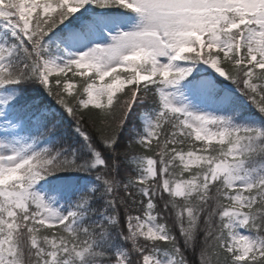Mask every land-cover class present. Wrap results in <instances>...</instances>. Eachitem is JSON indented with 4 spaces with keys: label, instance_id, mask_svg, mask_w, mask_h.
I'll return each mask as SVG.
<instances>
[{
    "label": "snow or ice",
    "instance_id": "6c2138e0",
    "mask_svg": "<svg viewBox=\"0 0 264 264\" xmlns=\"http://www.w3.org/2000/svg\"><path fill=\"white\" fill-rule=\"evenodd\" d=\"M0 264H264V0H0Z\"/></svg>",
    "mask_w": 264,
    "mask_h": 264
},
{
    "label": "trees",
    "instance_id": "16d2710c",
    "mask_svg": "<svg viewBox=\"0 0 264 264\" xmlns=\"http://www.w3.org/2000/svg\"><path fill=\"white\" fill-rule=\"evenodd\" d=\"M69 75H71V74H69ZM79 80V78H77V81Z\"/></svg>",
    "mask_w": 264,
    "mask_h": 264
}]
</instances>
